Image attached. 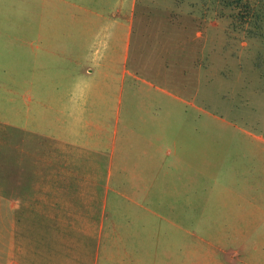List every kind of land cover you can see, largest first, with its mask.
<instances>
[{
    "label": "rangeland",
    "instance_id": "obj_1",
    "mask_svg": "<svg viewBox=\"0 0 264 264\" xmlns=\"http://www.w3.org/2000/svg\"><path fill=\"white\" fill-rule=\"evenodd\" d=\"M58 2L0 0V255L23 264L30 254L80 262L75 246L63 249L49 235L44 210L27 206L42 198L16 196L31 191L42 174L23 168L14 181V136L22 138L23 164L30 166L40 141L32 132L35 95L57 84H34L31 32L37 24L52 31L47 22ZM159 41L167 52L159 51ZM131 56L161 59L166 75L180 70L183 110L196 116L199 140L207 131L214 141L194 145L193 196L167 190L161 214H125L150 252L149 264H264V213L256 210L264 205V140L254 136L264 139V0H135ZM59 74L51 80L60 82ZM169 80L161 87L178 92ZM168 99L161 93V115L173 108ZM35 168L45 171L42 162ZM37 183L43 188L44 180ZM189 200L192 207L185 206ZM109 208L106 220L116 215Z\"/></svg>",
    "mask_w": 264,
    "mask_h": 264
},
{
    "label": "crops",
    "instance_id": "obj_2",
    "mask_svg": "<svg viewBox=\"0 0 264 264\" xmlns=\"http://www.w3.org/2000/svg\"><path fill=\"white\" fill-rule=\"evenodd\" d=\"M58 3L59 12L47 22L52 31L42 32L37 24L31 32L34 84L48 79L57 84L35 95L38 123L32 132L40 141L30 152V166L23 164L22 138L14 136L15 185L23 168L42 174L44 185L38 189L37 179L31 191L16 196L42 198L27 206L44 210L49 235L63 249L75 246L79 264H149L150 252H144L136 224L123 221L129 218L125 214L130 219L161 214V194L167 190L177 197L193 196L194 145L206 147L209 134L202 131L199 140L196 116L183 110L187 100L180 70L173 67V76L166 75L160 57L131 56L135 0ZM157 47L167 52L161 41ZM57 73L60 82L51 80ZM167 76L178 92L161 87ZM161 93L173 107L162 115ZM40 162L45 171L35 168ZM185 206L192 207V201ZM108 207L116 215L106 220ZM256 210L264 213V205ZM128 237L138 246L127 245ZM3 258L0 264H23L10 253ZM68 260L30 254L24 264Z\"/></svg>",
    "mask_w": 264,
    "mask_h": 264
}]
</instances>
